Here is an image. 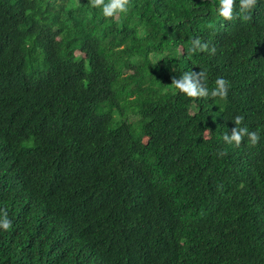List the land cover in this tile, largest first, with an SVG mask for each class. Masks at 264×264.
Listing matches in <instances>:
<instances>
[{"label":"trees","instance_id":"trees-1","mask_svg":"<svg viewBox=\"0 0 264 264\" xmlns=\"http://www.w3.org/2000/svg\"><path fill=\"white\" fill-rule=\"evenodd\" d=\"M217 8L0 0V264H264V0ZM200 70L226 98L170 85Z\"/></svg>","mask_w":264,"mask_h":264},{"label":"clouds","instance_id":"clouds-1","mask_svg":"<svg viewBox=\"0 0 264 264\" xmlns=\"http://www.w3.org/2000/svg\"><path fill=\"white\" fill-rule=\"evenodd\" d=\"M93 8H100L105 17L113 18L118 17L120 14H127L131 4V0H87ZM258 3V0H239V13L236 12V0H218L217 13L225 21H232L234 19L249 20L251 16L248 13L253 10ZM209 28L213 27L212 24L208 25ZM190 51L195 53L209 52L215 55V46L209 47L207 42L202 41L199 37L192 40ZM207 74L203 70L199 72L185 71L179 77H173L171 86L179 93L187 97L198 98H226L229 91V82L224 78H218L215 81V87L211 90L207 87L205 81ZM235 125L231 129V134L227 132L223 134V140L228 143H234L239 146L247 137L248 143L251 146H256L260 142V134L258 131H250L247 126H241L244 122L242 115H236L232 121ZM226 153L220 152L219 155L223 156ZM12 227V221L8 218L6 210H0V229L7 231Z\"/></svg>","mask_w":264,"mask_h":264}]
</instances>
